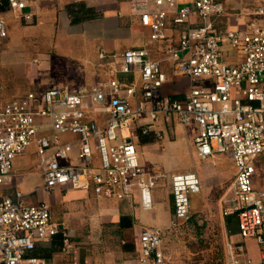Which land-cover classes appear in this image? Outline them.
Segmentation results:
<instances>
[{
  "label": "built area",
  "instance_id": "2783aa9c",
  "mask_svg": "<svg viewBox=\"0 0 264 264\" xmlns=\"http://www.w3.org/2000/svg\"><path fill=\"white\" fill-rule=\"evenodd\" d=\"M6 1L11 11L31 21L24 0ZM129 8L149 28L147 44H160L173 72L192 82L184 97L164 94L167 75L147 45L124 49L119 61L122 72L139 77L136 99L135 84L117 79L42 93L28 90L0 108V188L12 181L14 158L34 144L44 191L83 189L118 200L137 195L140 208L150 211L159 177L138 161L136 129L161 138L160 123L193 124L197 157L204 161L222 154L235 168L223 215L235 214L240 236L264 246V190L252 184L255 159L264 155V0L231 13L223 28L218 23L228 13L222 0H129ZM170 21L179 26L176 38ZM7 35L0 17V40ZM91 113L104 114V123L90 119ZM63 135L76 140H61ZM170 188L169 226L174 229L189 219L190 196L201 183L193 171L173 173ZM56 234L68 242L45 202L25 203L20 193L14 199L0 195V264L42 262L27 253L36 241ZM136 240L135 264H170L161 230L144 227ZM242 250L235 245L230 264L246 263Z\"/></svg>",
  "mask_w": 264,
  "mask_h": 264
},
{
  "label": "crops",
  "instance_id": "0c3cea01",
  "mask_svg": "<svg viewBox=\"0 0 264 264\" xmlns=\"http://www.w3.org/2000/svg\"><path fill=\"white\" fill-rule=\"evenodd\" d=\"M24 1L25 11L31 13L29 22L11 11L6 0H0V17L5 20L8 31L7 38L0 40V51H4L16 39L22 42L27 39L35 43L39 51L38 58H46L54 45L65 48V51L58 54L61 58L66 57L67 62L62 64L66 70L58 69L56 76L53 75L46 84V89L82 85L90 87L117 79L126 85L135 84L132 98L136 99L139 96V77L136 73L122 72L119 61L124 49L145 45L149 48L151 58L160 61L167 75L163 86L165 95L183 98L192 84L189 78L173 72L160 44H147L150 30L141 25L138 16L131 12L129 0ZM222 1L225 14H228L219 20L220 28L228 22L231 13L250 10L262 0ZM77 5L93 10L95 16L72 21L70 8ZM178 29L179 26L170 21L169 31L175 38V30ZM76 45L79 48L75 51ZM62 71L67 75L65 79L58 77ZM44 90L36 92L42 93ZM20 95L0 90V108ZM89 118L102 125L105 115L91 113ZM159 128L161 138L155 137L152 132L140 135L137 128V138L134 139L138 161L149 173L159 177L152 189L153 207L150 211L140 208L137 195L134 199L118 200L97 197L91 190L83 189L56 188L51 192L44 191L41 188L43 177L35 145H30L22 154L17 155L12 164V181L0 188V195L14 199L20 193L25 203L45 202L51 219L64 229L68 239L67 243H63L60 235H54L38 240L27 256L41 259L42 262L38 264H135L136 239L142 228L159 229L162 233L175 229L169 226L173 214L170 190V175L173 173H196L202 195L199 193L194 199L202 197L208 200L206 197L213 189L216 191L213 195L215 208L223 209L226 200L231 197L230 187L235 173L232 162L222 154L204 161L199 159L192 143L196 131L193 124L182 126L172 121L160 123ZM61 140L75 141L76 137L63 135ZM252 184L256 189L264 190V155L255 159ZM220 225L225 240L227 264H230V253L235 245L242 246L246 263L264 264V246L254 237L240 236L235 214L223 215Z\"/></svg>",
  "mask_w": 264,
  "mask_h": 264
},
{
  "label": "rangeland",
  "instance_id": "374dc122",
  "mask_svg": "<svg viewBox=\"0 0 264 264\" xmlns=\"http://www.w3.org/2000/svg\"><path fill=\"white\" fill-rule=\"evenodd\" d=\"M76 48H79L78 45L74 47L75 51ZM53 50L46 58H38L39 51L31 40L24 39L22 42L16 39L6 46L4 51H0V90L8 94H22L31 89H46V84L58 73V69L66 70L62 64L67 59L58 54L65 48L54 45ZM66 76L65 71L58 75L60 79ZM200 192L201 188L190 196L189 219L174 230L163 233V246L171 264H227L220 225L223 209L215 208V190H210L206 197L208 200L202 197L194 199Z\"/></svg>",
  "mask_w": 264,
  "mask_h": 264
},
{
  "label": "trees",
  "instance_id": "16d2710c",
  "mask_svg": "<svg viewBox=\"0 0 264 264\" xmlns=\"http://www.w3.org/2000/svg\"><path fill=\"white\" fill-rule=\"evenodd\" d=\"M70 12L72 16V21H77L82 18H92L93 16H95V14L93 13V10L87 9L82 5L71 7ZM56 235H60L62 242H63L62 235L61 234H56Z\"/></svg>",
  "mask_w": 264,
  "mask_h": 264
},
{
  "label": "clouds",
  "instance_id": "9594fccd",
  "mask_svg": "<svg viewBox=\"0 0 264 264\" xmlns=\"http://www.w3.org/2000/svg\"><path fill=\"white\" fill-rule=\"evenodd\" d=\"M170 190H171V188H170ZM173 202V201H172Z\"/></svg>",
  "mask_w": 264,
  "mask_h": 264
}]
</instances>
